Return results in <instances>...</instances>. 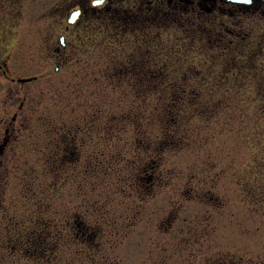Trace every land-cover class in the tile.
Returning a JSON list of instances; mask_svg holds the SVG:
<instances>
[{
    "label": "rangeland",
    "instance_id": "1",
    "mask_svg": "<svg viewBox=\"0 0 264 264\" xmlns=\"http://www.w3.org/2000/svg\"><path fill=\"white\" fill-rule=\"evenodd\" d=\"M77 2L0 0L9 70L0 75V264H86L73 228L80 214L115 237L90 247L97 258L264 264V16L224 0L209 14L166 0H110L66 30ZM149 67L167 73L156 81L142 74ZM193 90L183 130L195 144L165 153L162 183L147 184L152 174L137 167L151 158L142 146L126 150L118 176L119 167L95 165L106 146L74 152L73 132L90 125L135 146L149 132L137 122ZM199 100L211 102L206 114ZM219 112L226 126L214 124Z\"/></svg>",
    "mask_w": 264,
    "mask_h": 264
},
{
    "label": "trees",
    "instance_id": "2",
    "mask_svg": "<svg viewBox=\"0 0 264 264\" xmlns=\"http://www.w3.org/2000/svg\"><path fill=\"white\" fill-rule=\"evenodd\" d=\"M147 62H145L144 67H146ZM160 68V69H159ZM162 67H149L146 68V70H141L142 74L144 76H151L156 77V81L158 79H161V77L164 75ZM139 71V70H137ZM152 74H150V72ZM144 72V73H143ZM149 74V75H146ZM189 77H185V81ZM184 88V87H183ZM199 94V92L193 90L191 94H187L185 91L181 93L179 96V100H174V98H171L168 101L160 100L159 103L156 104V112L154 111L153 115L147 120H141L140 122H137V125H147L149 132L142 133L139 135V129L138 133L136 134L137 140L135 146H133V142L130 144V146L125 149V146L129 145V140H121L119 145L114 140V135L112 133H109L111 128H106V130L103 133H100L98 136L96 134L98 133L95 129L94 125H90L88 129L79 128L77 127L75 131L73 132V135L71 136L72 139V146L77 147V149H74V152L76 154L80 153L81 147L83 146H106V152L101 155V153L95 154V157L99 159L98 162H95V165H101L102 162L105 161L104 169L106 172L113 171L115 167H119L121 171L115 170L117 172V176L121 175L123 173V169L126 165V161L129 159V154L126 150L132 149L134 151L136 146H142L144 147L142 153L144 155L151 154V158H147L141 163L140 166L137 165V167L141 168L142 170H146L144 173L146 174H152L150 179H146L145 181L150 183L152 186L153 184L162 183L157 182L156 177H162L164 174V168L166 167L167 160L165 158V153L175 152L177 150H181L184 147L187 148L189 145H194L195 142H193L192 139L195 138V135L193 131L191 130V134H188L183 130V127L185 123L190 122L192 123V120L190 116L193 117L192 111L188 109L186 106L187 103H185V98L190 97L191 95L196 96L195 94ZM197 108L200 110L202 114H206L208 112V107H206V104H210L208 102H202L201 100L196 101ZM155 108V109H156ZM142 115L144 112H140ZM222 114L224 113H217L216 117L213 118V122L216 125H224L226 126V121H222ZM203 120L206 121L207 119L203 117ZM220 122V124L218 123ZM115 124H124L118 121H114ZM92 124V123H91ZM108 124V121L106 122V125ZM198 132V131H197ZM69 136V135H68ZM104 137V139L102 138ZM102 138V139H101ZM192 140V141H190ZM153 146L152 150L150 147ZM125 149V150H124ZM116 153V154H115ZM137 153V151H136ZM116 157H113V155H117ZM93 156V155H92ZM126 159H125V158ZM137 158L140 159V156L137 155ZM93 164H91L92 166ZM155 169V170H154ZM139 181L140 186H144L146 182ZM148 191L150 188H147ZM144 191V190H143ZM79 216V222H77L73 228L77 231L79 236L82 238V246H84L85 250L84 254L86 257H89L86 260V264H120L118 261L111 260L109 257H107L104 253H101L99 255V258L95 256V253H98L99 250L95 252L90 251V247H94L95 245L101 246V239L105 238L107 236V240L111 241L115 237L112 236L111 230L106 229L105 226L102 224H99L100 227L94 226L92 223L88 222L85 217L82 216V214ZM81 221V222H80ZM109 232V237H108ZM106 240V241H107ZM104 240V244L106 243ZM103 244V245H104Z\"/></svg>",
    "mask_w": 264,
    "mask_h": 264
},
{
    "label": "flooded vegetation",
    "instance_id": "3",
    "mask_svg": "<svg viewBox=\"0 0 264 264\" xmlns=\"http://www.w3.org/2000/svg\"><path fill=\"white\" fill-rule=\"evenodd\" d=\"M89 1L90 0H78L76 6L73 7L72 10L81 7L83 9V15L77 21V23L75 25L70 26L68 29H67V25H66V27H65L66 30H69L70 28L76 26L85 17L86 13H90V12L97 13L98 11L102 10L103 8L104 9L107 8L109 3H110V0H107V2L104 5H101L99 7H94V6L90 5ZM137 1L140 4L143 2V0H137ZM166 1H167V3H169L173 6V9H176V10H179L184 4H189V5L194 4V8L203 9L204 12H206V14L211 13L212 10L214 9L213 8L214 4L218 2V0H166ZM208 1H210V3L208 5H205L206 2H208ZM220 1H223V0H220ZM224 1L228 4H231L232 6H235L237 8L242 9V11L245 13L250 12L253 14H259V15L264 16V0H254L251 5L236 4V3H232V2H227V0H224ZM145 2L147 3L146 5H144L145 7H147L149 10H154L153 7L151 6V5H153L154 2H151V1H145ZM185 2H187V3H185ZM143 4H144V2H143ZM173 11H175V10H173ZM63 49L64 48L59 47V46L56 47V51L59 53ZM7 64H8L7 59H5V58L0 59V75L1 74H7L9 72ZM55 69L58 70L57 67H55ZM31 79H33V78H27V79L26 78H23V79L19 78L18 80L17 79L16 80L18 81V83H21L22 80L30 81ZM14 81H15V79H14ZM16 120H17V116H14L12 122H14ZM7 130H8V128H7Z\"/></svg>",
    "mask_w": 264,
    "mask_h": 264
},
{
    "label": "water",
    "instance_id": "4",
    "mask_svg": "<svg viewBox=\"0 0 264 264\" xmlns=\"http://www.w3.org/2000/svg\"><path fill=\"white\" fill-rule=\"evenodd\" d=\"M107 0H90V5L94 6V7H99L101 5H104L106 3ZM254 0H227V2H232V3H236V4H247V5H251L253 3ZM83 15V9L81 7L76 8L74 10H72L68 17H67V29L72 26L75 25L77 23V21L82 17ZM58 44L59 47H66L67 42H66V37L65 35H62L59 37L58 39ZM58 69V68H57ZM25 81V80H23Z\"/></svg>",
    "mask_w": 264,
    "mask_h": 264
}]
</instances>
